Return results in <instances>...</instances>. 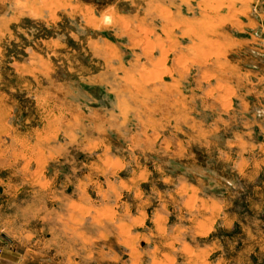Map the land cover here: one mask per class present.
<instances>
[{"label":"rangeland","instance_id":"1","mask_svg":"<svg viewBox=\"0 0 264 264\" xmlns=\"http://www.w3.org/2000/svg\"><path fill=\"white\" fill-rule=\"evenodd\" d=\"M0 264H264V0H0Z\"/></svg>","mask_w":264,"mask_h":264}]
</instances>
